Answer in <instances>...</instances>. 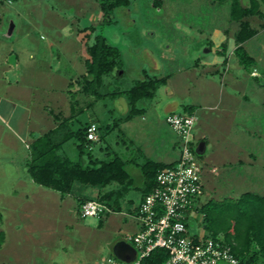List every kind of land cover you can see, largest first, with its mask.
<instances>
[{
	"label": "rangeland",
	"instance_id": "1",
	"mask_svg": "<svg viewBox=\"0 0 264 264\" xmlns=\"http://www.w3.org/2000/svg\"><path fill=\"white\" fill-rule=\"evenodd\" d=\"M154 1L130 0L128 5L112 9L107 16L103 15L104 12L100 8L102 0H1L0 2V32L5 31L9 21L15 24V31L7 42L12 44L14 54L22 64L20 70L22 77L26 79V84L29 88L32 85L31 88L38 101L41 100L47 106L55 103V106L52 105L53 108L59 106L60 121L63 122L64 116L66 117L71 110L74 112L73 118L78 119L76 126L85 127L92 120L95 121L98 126L97 138L90 144V152L99 159H108L113 153H117L127 160L131 153L135 154V150L140 154L144 152V156L151 159L155 158L153 157L155 149L160 151L162 147L172 146L171 142L175 140L178 144L177 134L165 124L164 120L168 114L165 108L169 105L172 108L176 103L174 113H184L181 104L189 100L188 98L190 100L199 98L197 90L189 88L192 82L191 73L203 72L202 66L193 69L195 55L201 57L216 55L214 52H204L205 45L202 44L201 35L209 34L215 26L228 27L231 31L237 25L236 22L229 20L228 2L210 6L207 0H161V5H154ZM240 1L243 6L249 4V0ZM262 9L264 10L263 6ZM249 22H254V25L256 22L264 23V18L255 15L249 17ZM84 28L87 30H81ZM91 30L93 34L97 32L109 44L118 48L114 72L102 75L99 85L89 78L88 82H83L81 79L82 74L86 73L83 58L88 56L85 53L86 42ZM150 31L156 33L155 38H149ZM260 35L256 40L260 43L258 47L260 51L258 49L257 51L261 52V56L259 60H254V65L258 64L256 66L264 69V30ZM32 54L37 57L31 59ZM44 56L46 59L43 58ZM154 57L159 60V66L154 61ZM48 62L51 65L49 69L44 66ZM254 65L242 69L248 73ZM168 71L172 73L170 77L173 79V85L162 87L156 84L152 97L140 100L131 107L127 91L138 81H147L153 76ZM238 78L239 83L235 89L239 91L238 98L233 100V104H239L243 100L244 105L248 103L256 105L255 97L257 98L259 94L264 95V73L256 82L253 78L243 76L242 72L241 77ZM256 83L262 86L258 89ZM225 87L227 90L231 88L229 83ZM83 88L88 90L87 94L86 90H82ZM94 91H98L101 95L97 96ZM232 91L234 92V88ZM223 97L226 99L227 95L224 94ZM143 101L146 102L144 105L147 104V109H142ZM131 109L135 112H132L127 119ZM229 126L231 139L236 140L234 132H241V143L237 142L239 148H233L229 143L228 154L217 155L216 152L221 147L210 145L205 153L197 156L204 193L195 203L196 207L208 199L229 200L245 191L264 195V177H255L257 171L264 174V168L257 169L256 166L246 162L252 159L247 152L264 151V104L259 106L258 111L238 109L234 123ZM73 143L69 141L65 144L63 151L71 159L86 164L88 161L86 153L89 149L86 148L85 153L79 157ZM259 157L262 162L261 167H264V154L260 153ZM10 158H14V154L12 156L9 152L2 153L0 149V211L2 213L0 229L7 232L5 244L0 248V264H32V259L37 264H48L49 261L46 260L51 259L49 250L56 252L54 259L57 264H98L105 262L108 257H115L113 246L120 238L124 239L126 234L131 233L133 228L131 225L135 221L130 215H134V209L139 204L142 171L134 161L128 160L124 166L130 175L132 186H127L126 189L127 181L124 182L123 186L127 191H124L121 208L129 215L112 213L108 214L109 218L106 220L102 217L80 216L81 218L76 220L73 213L69 215V206L54 212L50 203L43 205V199L48 197L47 191L42 187V194L37 192L40 186L32 182L30 177H24L22 169L18 170L16 161ZM204 168L208 169L206 173ZM20 179L25 181L23 188L19 184ZM75 185L86 188L83 195L86 198L85 202L98 200V193L120 188L116 183L103 188L84 186L79 182ZM32 187L37 189L34 199L38 203L35 206L38 210L32 213L39 218L31 219V224L40 232L29 233L25 231L28 228L26 218L17 215L19 208L22 209L30 202L29 198L27 199L29 201L24 200L22 191L27 193ZM44 209L45 211L42 212ZM53 215L51 220L56 225L58 234L57 240L51 241L53 246L46 252V257L44 254L46 241L40 240V243L34 246L31 239L45 237L43 223ZM192 216L194 219H189V233L206 231L202 223L201 225L199 223L201 213L193 212ZM113 217L116 219L115 223L110 220ZM75 221L79 224L76 225ZM122 229L124 232L119 233ZM207 232L205 236H214ZM127 243L133 246L132 241ZM4 257L8 261H5Z\"/></svg>",
	"mask_w": 264,
	"mask_h": 264
},
{
	"label": "crops",
	"instance_id": "2",
	"mask_svg": "<svg viewBox=\"0 0 264 264\" xmlns=\"http://www.w3.org/2000/svg\"><path fill=\"white\" fill-rule=\"evenodd\" d=\"M207 1H209L208 3L210 6L219 5L218 3H215L212 0H207ZM10 22L11 21H9V23ZM253 23L254 22L252 23L250 22V25L252 28L256 29V33L251 38L244 41L242 43V46L254 60H259L261 56V52H258L257 49L259 50L258 47L260 43L256 39L261 36L260 32L264 30V23L256 22V25H254ZM13 25H14V28L10 36H6L5 34L8 26L5 29V31L0 32V149L2 153L6 154L9 152L12 156L14 154V158H10V160L16 161L18 170L22 169L24 177L29 178L30 176L27 170V163L30 159V146L35 141L36 138L58 127L59 123L61 122L60 121L61 112L59 110V106H56L57 108L54 107L55 109L53 108L52 105L55 106V103H53L52 105L48 104L47 106V104L44 105V103L41 100L38 101L35 93L33 92V89L31 88L32 85L29 88L28 84H26V79L22 77L21 75L22 73L20 70L22 69V64L20 63L18 56L14 54V48L12 44H9L7 42V39L12 37L15 31V24L13 23ZM236 27L238 28V23ZM236 27L230 31L228 27L220 28V27L215 26L209 34L201 35V37H203L201 39L202 44L205 45L204 52H207V53L214 52L216 53V55L215 56L207 55L203 57H201L200 55H197V56L195 55V59H194L195 67L193 69H196L197 67L202 66L203 72H197L195 74L192 72L191 77H190V80L192 82H190L191 84L189 83L188 84H189L190 89L197 90V93L199 94L198 95L199 98H194L192 100L188 98L189 100L184 101V103L186 104L184 103L181 104L183 108L186 105L192 106V108H189V109L192 110L196 116V124L192 132V139L193 141L197 139V141L195 140L194 143L197 144L203 141L205 143L206 150L210 147V145L220 146L221 147L220 150L216 152L217 155L221 153H224L225 155H227L229 152V149H228L229 143H231V147L239 148L237 144L241 143V140H240L241 132L240 133L234 132V137L236 138V140H233L229 137L231 132H229L228 130L229 129L228 127H230L229 125H231V123H234L236 119L237 110L245 109L246 111H258L259 106L264 104V101H263L264 95H260V94L257 95V98L255 97L256 105L255 104L250 105V103H248V100H246V102L249 104V106L248 104L244 105L242 103L243 100H241L239 104H236V103L233 104L234 101L237 100L236 98H238L239 91L235 89L237 87V84L239 83L238 77H241V72L243 76H247L250 79L253 78L255 80L254 82H256L257 79L264 73L263 68L256 66L258 64L254 65L251 69H249L248 73L244 72V69L246 67H244V65L240 63L238 57L235 54V48L237 45L235 42L234 34L237 30ZM81 30H84V29H81ZM81 30H78V32ZM155 37H156V33L150 31L149 38H155ZM214 37H217V39L216 38L214 39ZM176 51L180 52L179 49H176ZM85 53L88 55L87 51ZM210 56L211 58L208 59L207 57H210ZM35 57L37 56H35V54H32L30 58L34 59ZM88 57L89 56H86L85 58H83V63H84L83 65H85V62H86L85 60ZM43 58L46 59L45 56ZM154 61L159 66L160 62L157 59V57L156 58L154 57ZM49 64L50 63L48 62L44 66H46V68L49 69L51 68V65ZM171 74L172 73L168 71V72L163 73L162 75L159 74L158 76H153V78H150V79H161L162 82L158 83L157 85H162V87L168 85L170 87L171 85H173L172 83L173 79L170 77ZM228 83L231 86L229 90H227L225 87ZM259 86H262V85H259L256 83V87L258 89L260 88ZM156 87L157 86H155L153 89V94H154V90L156 89ZM233 88H234V92L232 91ZM224 94L227 95L226 99H224L223 97ZM148 98H145V99H148ZM145 99H142V100H145ZM143 102L144 103H143L142 109H147V104L144 105L146 102L145 101ZM176 105L177 104L174 103V106L172 108L170 105L167 106L165 108V111H167L168 114L174 112L173 109L175 108ZM79 112H81V109L79 110ZM72 113L74 112L71 110V112H69L66 117L64 116V121H66V126L68 128L77 129V127H80V126H76V122L78 119L77 117L73 118ZM129 118L130 117H128L127 119ZM128 138L130 139L129 136ZM69 141H72V143L74 142L73 143L74 148L79 153V149L75 145V139H70L67 142L63 143V145L57 150L58 154L69 157L68 154H66L63 151V147ZM175 142L177 141L175 140L171 142L172 146L170 145L169 147H165V148L162 147V150L160 151L155 149L153 151V153L155 154L153 157L155 158H151V159L148 156H144L145 154L144 152L140 154L136 150H135V154L131 153L130 155L131 157L129 156L127 160L123 159L117 153L116 154L122 159V161L125 164L126 162H128V160H132L135 162L137 167H140V168H141V165L144 164L147 160H153L158 163L167 165V164L173 163L178 157V149L176 148L177 143ZM230 149H231L230 151H232V148ZM247 153L250 154V156H252L251 157L252 159L250 162L248 160L246 161L247 164L256 166L257 169L264 168V167H261L262 162H261V158L259 157L260 153L264 154V151L257 150V152H247ZM92 157L97 158L94 156ZM97 159L107 160V159H99V158ZM203 170L205 173L208 171V169H205V168ZM260 176L264 177V174L261 173V171L255 172V177L259 178ZM129 178H130V175L128 173V178L125 180L127 181L126 186H125L126 189H127V186H130V187L132 186L131 181H130L131 179ZM141 178H142L141 179L142 183L140 184V188H139V191H140L139 202L143 195V188H144V183H145V176L143 175V173H142ZM30 179L32 178L30 177ZM32 182H34L33 179H32ZM76 182L78 181H74L71 185L69 192L64 193V194H61L58 191L41 186L39 184L38 185L40 187L38 190L32 187L31 189H29L28 192L26 191L28 194L24 193V191L21 190L24 194V198H25L24 200L29 201L27 199L28 198L30 199V202L29 204H27V206L24 205L22 209L21 207L19 208L18 210L19 215H17V217L26 218L28 228H26L25 231L29 233L31 232L33 233L35 231L40 232L37 228L32 227L31 219L36 220L39 218L36 215L34 216V213H32V211L38 210L37 207L35 208V206L38 205V203L36 202L34 198H36L35 193L40 192V194H42L41 193L42 187H44L43 190L47 191L46 195L48 194V197L43 199V202H42L43 205H47L50 203L51 210L53 209L54 212L55 211L57 212V210H62L64 207L69 206V212H68L69 215L73 213L76 216L74 217L76 218V220L78 218L80 219L81 217L79 215L80 214L79 213V203L81 201L85 202L84 199L86 198L83 195H85L84 191L86 190V188L75 185ZM124 182L121 183V182L112 181L107 185L116 183L120 185V188H112L109 191H106L104 193H98L97 195L98 199L101 197V195H104L109 192L113 193L111 198L107 201L109 204L107 202H102L106 204L107 207L109 208L108 211L104 212L100 216L102 217V219H105V220L108 219L109 218L108 214H112V213L113 214L122 213L124 216H126L125 214H127V212L124 213V211L121 208V200L123 199V196L125 195L124 191H127L126 189H124V186H123ZM19 184L21 185L22 188L25 187V181H23L22 179L19 180ZM85 185H88V184H84V186ZM90 186H93V185H90ZM105 186H100V187L103 188ZM35 190H37V192ZM46 195L44 194L43 196L45 197ZM95 201H98V200H95ZM44 211L45 209L42 212ZM43 215H46V214L43 213ZM54 215L50 216L51 218L49 220L46 219V221L43 223L44 225L43 235L45 237L41 239H39L40 237H38L37 238L38 240L35 238L31 239L34 246H36L38 242L40 243V240L46 241L44 242L46 245V249L44 250L45 255H46V252H48V250L50 249V247L53 246L52 243L57 240L56 237L58 234V230L55 229L56 225H54L51 220L53 219ZM39 216L41 217L42 214ZM130 216L133 218L135 222L133 225H131V228L133 227L131 230V233L130 234L125 233L126 234L125 237L139 230V225H138V222L135 216L132 214ZM110 220L114 221L116 219L115 217H113ZM123 221L125 222V219ZM101 222L102 221L100 218V224ZM75 224L78 225L79 223L75 221ZM0 230L3 231L2 229ZM123 232H124V229L119 230V233H123ZM3 233H4V240L0 248L2 247L3 244H5V241L7 239V232L3 231ZM124 239L120 238L117 242L123 241L127 245L133 248V246L128 244ZM8 240H9V237H8ZM34 248L38 249V247H34ZM28 250L30 253V247L28 248ZM49 252H50L51 259H47L46 261L47 262L49 261L48 264H57L54 259V257L56 256V252L55 251L52 252L50 250ZM6 254L7 253H5V255ZM8 254L10 255V253ZM5 261H8V260L5 259ZM32 264H37V262L34 259H32Z\"/></svg>",
	"mask_w": 264,
	"mask_h": 264
},
{
	"label": "trees",
	"instance_id": "3",
	"mask_svg": "<svg viewBox=\"0 0 264 264\" xmlns=\"http://www.w3.org/2000/svg\"><path fill=\"white\" fill-rule=\"evenodd\" d=\"M212 1L219 5L228 2L229 19L238 23V28L234 34L237 45L235 54L244 67L250 68L251 65H254V59L246 52L242 43L256 33V29L251 27L248 18L255 15L264 18V10L262 9L264 0H249L247 6L241 5L240 0ZM129 2L130 0H102L100 8L104 12L103 15L107 16L112 9L128 5ZM154 2V5H161V0ZM90 32L86 42V50L89 56L85 60L86 73L82 74L81 79L83 82H88L89 78L99 85L102 75L114 72L118 48L109 44L97 32L94 34L93 30ZM160 82H162L161 79L138 81L134 87L127 91L131 107L138 101L151 97L154 87ZM82 90H86V94L88 93L86 88ZM94 93L97 96L101 95L98 91H94ZM189 108L192 106L186 105L184 107L185 112L181 114L195 115ZM132 112L135 111L131 109L127 118ZM87 126H80L77 129L68 128L66 121L63 120L57 128L35 139L30 146V159L27 163L28 174L35 183L64 194L69 192L74 181L93 186H105L112 181L122 183L128 178V172L124 167L125 163L116 153H113L112 157L107 160H98L92 157L90 152L92 141L86 138ZM70 139H75V145L79 149V157L85 153L86 148L89 149L86 153L88 159L86 164L80 160H72L67 156L58 154L57 150ZM171 164L164 165L153 160H147L141 165L142 173L145 176L143 195L155 185L157 172ZM112 195V192L106 193L101 195L98 200L107 202ZM83 202L81 201L79 206ZM196 211L202 215L200 225L202 223L203 229L206 230L205 233L209 231L210 234L214 235L213 237L221 235L225 242L231 244L233 253L238 257L246 259L248 262L260 261L264 263L263 194L245 191L229 200L208 199L196 207ZM3 240L4 233L0 230V246ZM162 251L156 249L153 255ZM147 263L158 264L152 259L147 260Z\"/></svg>",
	"mask_w": 264,
	"mask_h": 264
},
{
	"label": "built area",
	"instance_id": "4",
	"mask_svg": "<svg viewBox=\"0 0 264 264\" xmlns=\"http://www.w3.org/2000/svg\"><path fill=\"white\" fill-rule=\"evenodd\" d=\"M165 122L179 138L178 157L157 172L155 185L135 209L139 230L124 239L132 241L134 257L129 262L108 257L99 264H149V259L158 264H264L238 257L222 236H205L204 231L189 233V219H194L193 212L199 214L195 203L204 193L192 139L196 116L172 112ZM96 130V123L88 124L86 138L94 141ZM108 210L106 204L95 200L79 206L81 217H100ZM156 249L163 251L153 255Z\"/></svg>",
	"mask_w": 264,
	"mask_h": 264
},
{
	"label": "water",
	"instance_id": "5",
	"mask_svg": "<svg viewBox=\"0 0 264 264\" xmlns=\"http://www.w3.org/2000/svg\"><path fill=\"white\" fill-rule=\"evenodd\" d=\"M14 25L13 22L11 21L8 25L7 31H6V36H10L12 34ZM119 74V71L117 72ZM205 143L203 141L197 143L194 147V151L197 154V156H200L205 152ZM113 253L115 256L121 260H124L126 262H129L130 260L133 259L135 250L131 246L127 245L123 241H119L114 244L113 246Z\"/></svg>",
	"mask_w": 264,
	"mask_h": 264
}]
</instances>
